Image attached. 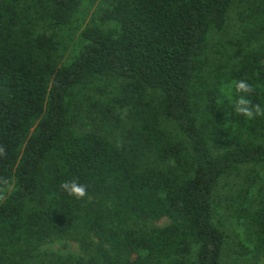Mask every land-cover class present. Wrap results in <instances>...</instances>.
<instances>
[{
	"label": "trees",
	"instance_id": "1",
	"mask_svg": "<svg viewBox=\"0 0 264 264\" xmlns=\"http://www.w3.org/2000/svg\"><path fill=\"white\" fill-rule=\"evenodd\" d=\"M260 179L264 0H0V264L259 261Z\"/></svg>",
	"mask_w": 264,
	"mask_h": 264
},
{
	"label": "rangeland",
	"instance_id": "2",
	"mask_svg": "<svg viewBox=\"0 0 264 264\" xmlns=\"http://www.w3.org/2000/svg\"><path fill=\"white\" fill-rule=\"evenodd\" d=\"M242 177H244V175H242ZM241 181H242V178L226 179V180L221 182L220 190L222 191L223 194L229 192L230 190H236L240 187L239 183ZM259 182H262V184H263L264 180L260 179ZM224 204H226V203L224 202ZM168 222L169 221L167 219H163V220L157 222L156 225H166V224H168ZM226 224H227V229L229 230V232L233 236V239L235 238V240H236L237 234H235V232L239 231V229L236 225H234L233 220L231 219V215L228 219H226ZM46 247L49 250H55V251L62 253V254H68V253L78 254V253H80L78 244L71 242V241H57V242H54L52 244L47 245ZM250 261H252V262H246V264H264V259H261L259 261H253V260H250Z\"/></svg>",
	"mask_w": 264,
	"mask_h": 264
}]
</instances>
